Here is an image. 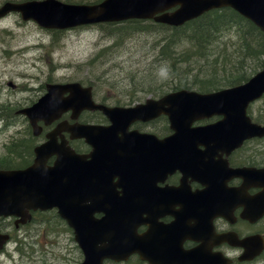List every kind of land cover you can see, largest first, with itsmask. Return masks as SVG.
Wrapping results in <instances>:
<instances>
[{
	"label": "flooded vegetation",
	"instance_id": "af4514ba",
	"mask_svg": "<svg viewBox=\"0 0 264 264\" xmlns=\"http://www.w3.org/2000/svg\"><path fill=\"white\" fill-rule=\"evenodd\" d=\"M201 127L204 124H197L184 135L159 119L130 129L141 134L140 171L142 177L149 179L143 182L144 223L139 227V234L145 236L151 229L155 233L153 250L160 256L156 264H185L176 256H198L206 264H216L223 256H232L233 264H264V212L259 218L257 215L259 208H264L257 199L264 188L252 186L259 184L255 174L259 169L264 170V140L227 152L216 129L196 131ZM184 136H189V140L177 142ZM173 137L172 142L164 144V139ZM123 157L126 159L127 155ZM238 168L250 169L244 172L248 184L245 185L242 176L230 174ZM109 177L115 182L119 180L113 173ZM237 188L243 189L241 195L245 199H240L233 208ZM123 191V184L116 189L119 195ZM246 198L250 201L247 207ZM224 207L233 208L229 219L223 216ZM96 216L101 218L102 214ZM2 229L8 231L3 226ZM224 235H229L230 240L220 241L219 237ZM193 250H197L194 255L190 253ZM145 254L142 251L124 263L136 260L137 264H150L139 257ZM243 256L253 257L243 260Z\"/></svg>",
	"mask_w": 264,
	"mask_h": 264
},
{
	"label": "rangeland",
	"instance_id": "374dc122",
	"mask_svg": "<svg viewBox=\"0 0 264 264\" xmlns=\"http://www.w3.org/2000/svg\"><path fill=\"white\" fill-rule=\"evenodd\" d=\"M5 1L8 0H0V7ZM72 1L78 2L79 0ZM83 1L92 2L93 0ZM228 29H230L228 34H239L233 24L227 26ZM245 30L246 27L241 26V31ZM164 35L167 34L157 29L145 31L141 28H132L125 30L122 35L124 37L123 47L113 50L114 61L106 65L107 70H112L111 74L115 76L114 80L123 85L124 76L129 66L136 67L135 63L137 62L146 64V62L154 59L155 45L162 42ZM244 35L248 34L241 33L237 38L241 44L245 42ZM180 41L186 43L184 38H181ZM112 42L113 39H109L108 35L101 32L97 27L90 26L84 29L68 30L61 35L54 36V32L42 29L32 21H23L20 14L8 15L0 21V105L4 106V111L1 113L12 119L20 117L16 112L36 101L43 93V91L39 92L42 84L46 85L50 82L49 80L52 82L71 80L86 84L94 81L95 78H102L104 81L107 70L103 69V62L91 66L89 61L95 56L101 44H111ZM241 48V45H238L235 50L228 48L230 50H226L225 55L234 62L238 59L236 52L237 54L242 52ZM239 60L242 62V64L237 65L240 73L246 72L249 75L256 68L252 73L253 76L261 70L253 59L245 60L244 54L239 57ZM149 66L154 65H144L142 69L144 70L145 67ZM234 70L236 69L228 71L230 77L231 73H237ZM164 71L166 70H163L162 73L159 71L158 75H164ZM224 76L226 74L221 71L219 79ZM160 79L166 80L165 77ZM9 83L16 87L9 86ZM224 84L228 85L229 83L225 82ZM220 88H224L222 83L217 86V89ZM101 93L103 92L98 94L101 95ZM127 95H129L128 90L119 89L110 95L108 93L101 96H108L105 102L114 105L116 100L127 97ZM140 97L139 100H146L149 96L145 98L144 95H141ZM99 101L103 100L99 99ZM253 108L264 109V99L257 102ZM24 120L23 117L17 119V122L9 130H5L4 124L0 122V158L7 154V143L15 136L17 129L24 130ZM20 132L22 133V131ZM46 216H50V219L54 217L52 213H47ZM52 225L55 223L50 222L49 226H36L31 230L27 229L29 226L26 229H18L21 232L20 235L25 232L30 233L32 237L28 240L34 244L24 243L16 248L11 246L9 252L0 255L6 256L0 258V264H59L60 260L66 264H77L78 252L73 234L66 232L61 235L59 244L54 246H46L39 239L37 240V235L43 231L56 241V236L50 234V230H53ZM7 226L10 224L7 223ZM20 238L22 239L23 236Z\"/></svg>",
	"mask_w": 264,
	"mask_h": 264
},
{
	"label": "water",
	"instance_id": "95a60500",
	"mask_svg": "<svg viewBox=\"0 0 264 264\" xmlns=\"http://www.w3.org/2000/svg\"><path fill=\"white\" fill-rule=\"evenodd\" d=\"M177 5L181 8L173 15L164 14L158 18L160 21L172 25H182L207 10L217 7L232 6L248 18L258 21L264 28V0H107L96 7H71L54 1L33 2L26 4H8L0 10V17L7 11H21L25 19H37L46 27L65 28L82 23L100 21H119L131 17L153 18L156 14L171 9ZM53 87L47 97L35 108L28 112L29 117L36 122L39 119L58 118L54 111V99L59 100L56 94L59 89ZM80 85L73 95L77 99V108L86 104L88 97L84 98ZM264 93V71L255 76L248 84L218 92L211 95H197L185 92L178 94L179 99L189 100L183 107H192L200 114L209 113L212 108L224 107L222 111L229 118L226 125H238V122L245 120V109L243 104L259 98ZM192 94V95H191ZM67 109L72 102L62 101ZM47 108V109H46ZM84 108V107H83ZM46 109L44 116L37 113ZM182 112L176 108L173 124L181 127L186 123L184 117L193 113L194 110ZM82 133V132H81ZM80 135H83V133ZM61 161L54 168H47L42 159L38 164L25 171H0V216L23 215L28 208H52L59 207L61 214L68 219L71 225L77 230V214L72 212L77 205V157L64 152ZM108 176L105 174L102 178ZM101 178V179H102ZM130 202L138 197V184L131 179ZM67 198H76L68 201ZM67 207V208H66ZM7 237L0 235V249L3 248ZM129 248L131 245L123 244ZM105 256H87V264H94L95 260L100 261ZM91 259V261H90Z\"/></svg>",
	"mask_w": 264,
	"mask_h": 264
},
{
	"label": "trees",
	"instance_id": "16d2710c",
	"mask_svg": "<svg viewBox=\"0 0 264 264\" xmlns=\"http://www.w3.org/2000/svg\"><path fill=\"white\" fill-rule=\"evenodd\" d=\"M83 1V0H80ZM99 2L101 0H93ZM92 1V2H93ZM127 26H138L140 21L128 22ZM231 24L245 25L247 28V34L244 35L245 42L242 43V52L239 54L236 52V59L234 62L229 60L225 55L228 48L236 49L239 43H233V47L226 44V33H228L227 26ZM116 25H108L106 29L115 28ZM154 27H162L160 25H154ZM139 28V27H128L123 30H115L113 33L108 35L109 39L114 40V46L117 49L123 47L122 36L125 30ZM143 29V28H141ZM160 29V28H159ZM145 31H149L144 29ZM172 33L164 35L163 42L155 45L154 49L158 50V57L147 63L146 65H154L142 67L145 65L142 62H137L136 67H130L125 73V82L120 85L119 81H115V76L111 74L112 70H107V63H110L109 59L111 52H105L104 55L98 54L94 59V62H103V69L107 70L104 77L106 85L109 87H122L130 91L132 94L140 93H153L163 94L167 93L165 88L169 90H179L183 88H198L202 91L216 90L218 84L224 86H235L248 80L249 75L244 72H238L239 64L242 62L239 57L244 54L246 59H253L260 66L262 63V46L264 45V36L260 37L257 35L256 27L252 22L240 17L234 11H212L201 18L188 23L185 27L169 29ZM252 34V35H250ZM261 35V34H260ZM253 36V37H252ZM184 38L186 43L180 41ZM254 38V39H253ZM119 47V48H118ZM182 48V49H181ZM109 50V49H108ZM113 52V51H112ZM93 64V62H91ZM257 65V66H258ZM194 66V67H192ZM236 69L237 73H231V77L228 71ZM130 70V71H129ZM137 70V71H136ZM164 71V75H158L159 71ZM221 71L226 76L220 77ZM165 77V81L160 78ZM229 83L225 85L224 83ZM121 88V89H122ZM168 90V91H169ZM30 142L23 141L14 146V152L17 156H23L24 152H28ZM26 158L29 155L25 154ZM12 161L10 158L6 160H0V167H11Z\"/></svg>",
	"mask_w": 264,
	"mask_h": 264
},
{
	"label": "bare ground",
	"instance_id": "6f19581e",
	"mask_svg": "<svg viewBox=\"0 0 264 264\" xmlns=\"http://www.w3.org/2000/svg\"><path fill=\"white\" fill-rule=\"evenodd\" d=\"M28 237V236H27Z\"/></svg>",
	"mask_w": 264,
	"mask_h": 264
}]
</instances>
